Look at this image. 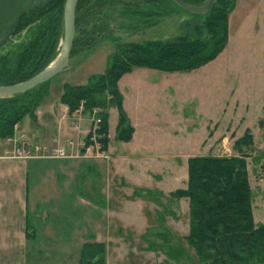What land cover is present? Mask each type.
I'll use <instances>...</instances> for the list:
<instances>
[{
    "label": "rangeland",
    "instance_id": "obj_1",
    "mask_svg": "<svg viewBox=\"0 0 264 264\" xmlns=\"http://www.w3.org/2000/svg\"><path fill=\"white\" fill-rule=\"evenodd\" d=\"M128 1L132 3L118 4L117 0H98L99 3L97 0L90 1L88 6L106 3L94 22L97 26L113 29L109 35L111 37L99 36L102 41L92 46L73 44L74 52H71L67 67L48 85L49 94L38 108L40 110L45 104V110L41 114H45L51 103H56L55 99L63 94L65 84H87L92 76L105 73L116 42L185 41L194 39L203 30L202 18H195L189 11L180 10V5L175 0L178 6L171 3L175 12H167L152 20L148 18L155 14L151 4L136 6L133 4L135 0ZM37 23L34 22L14 34L0 50V65L30 42ZM250 30L253 32L244 27L231 40L229 35L223 51L200 67L167 72L137 66L121 77L118 85L124 89V94L127 91L130 94L127 103L132 108L140 105L138 113L147 114L143 115L145 119L156 117L157 124L152 127L154 131L150 133L149 138L152 139L148 147L135 148L134 145L115 141L112 127L109 143L114 148L109 150V143L104 147L101 141L104 136L97 141L100 145L94 147L92 133L88 131L93 124V110L99 109L101 118L103 112L108 114L109 108L112 107L111 116L117 110L115 103L111 101L116 96L109 90H104L99 95V107L85 111L84 102L81 105L83 108L80 117L81 120L86 119L87 132H83L86 136L83 137L85 144L83 142L80 145H83L82 149H89L90 154L78 157L79 152H73L66 145V156L54 157L52 153L41 156L50 160H64L67 166V172L62 178L66 181L65 191L73 198L76 197L77 201L80 200L78 184L80 181L82 185L85 182L86 194H83L87 198V209L86 217L80 225L84 224L88 242L96 241V235H101L104 231V216L107 217V213L122 214L119 219L113 217L114 225L112 224L116 235L113 239L118 242L113 244L111 256L120 257L117 263L201 264L195 250L185 240L190 231V202L184 197L172 195L173 192L188 187V162L193 157L185 155L186 152L216 157L247 154L254 218L256 214L257 217L260 213L263 215L264 37L257 33L254 40L250 41L249 33H246ZM85 34L76 28L75 39L84 40ZM63 41L64 30L57 57L61 53ZM128 81L139 86L137 91L141 97L135 90L127 88ZM101 103L103 104L100 105ZM195 105L199 107L198 117ZM78 110L75 113L79 114ZM176 111L186 117L185 123L181 124L175 118ZM191 112L194 114L193 118ZM190 134L193 139L183 140L179 146L177 139L180 136L186 139ZM246 134H250L252 143L242 144L240 151L238 141ZM141 136L148 137L147 127L142 130ZM71 141L73 140L69 142ZM141 142L144 143L143 140ZM182 147L183 151L179 153V148ZM185 147L189 150L184 151ZM163 149H166L165 156L162 154ZM55 165L59 163H54L50 172L55 173L52 178L58 180L60 178L55 172ZM58 171L62 172V169L58 168ZM79 175H84L85 179H79ZM99 200L102 202H98ZM113 262L116 263V259Z\"/></svg>",
    "mask_w": 264,
    "mask_h": 264
},
{
    "label": "trees",
    "instance_id": "obj_2",
    "mask_svg": "<svg viewBox=\"0 0 264 264\" xmlns=\"http://www.w3.org/2000/svg\"><path fill=\"white\" fill-rule=\"evenodd\" d=\"M90 1L79 0L76 28L86 34L84 40L76 38L74 45H96L102 41L99 36L106 37L112 34L113 29L108 26H97L94 22L96 15H101L106 3L96 4L94 8L88 6ZM117 1L118 4L132 3L128 0ZM182 1L202 5L208 0ZM65 2L66 0H52L45 6L29 10L20 16L14 34L38 22L36 31L24 48L20 47L16 54L0 65V85L26 81L55 60L63 37ZM144 3L151 4L152 10L155 9L152 11L155 14L148 17L151 20L167 12H175L171 3L177 5L174 0L133 2L136 6ZM234 7L235 0H216L212 10L207 14L190 12L195 18H202L203 27L192 40L128 44L116 42L107 71L92 76L85 85L65 84L60 102L68 107L70 113L78 110L83 102L85 111H91L99 107L97 103L99 100L101 102L100 96L103 91L109 90L114 97L116 96V99L113 98L111 101L119 111L116 137L121 141H130L134 128L123 108V97L118 85L121 77L137 66L167 72L186 71L215 59L228 43L229 16ZM178 8L185 11L182 7ZM89 27L91 28L87 31ZM50 81L25 93L0 98V139L13 137L16 126L27 116L36 122V112L49 94ZM101 127V133L104 135L101 141L106 148L109 143L106 112L102 114ZM250 142L252 143L250 134L243 136L238 141L239 150L241 151L242 144ZM247 158V154L190 158L188 187L172 193L178 198L189 199L190 231L185 240L195 250L201 264H264V223H257L254 218L253 190ZM79 264H106L105 243L98 241L85 243L82 246Z\"/></svg>",
    "mask_w": 264,
    "mask_h": 264
},
{
    "label": "crops",
    "instance_id": "obj_3",
    "mask_svg": "<svg viewBox=\"0 0 264 264\" xmlns=\"http://www.w3.org/2000/svg\"><path fill=\"white\" fill-rule=\"evenodd\" d=\"M50 1L52 0H0V50L13 38L18 20L23 13L45 6ZM244 27L253 30L246 32L249 33L250 41L254 40L257 33L264 37V0H236L229 16V39H233L235 33L240 34ZM75 84L85 85L80 82ZM119 87L123 95V108L125 107L134 132L128 142L117 139L119 111L116 107L114 116H111V107L108 109L109 138L112 127L115 141L134 145L135 148L148 147L152 139L149 138L150 133L154 131L152 127L157 124L156 117L145 119L143 115L147 114L138 113L140 105L132 108L127 103L129 91L124 94L120 84ZM127 88L135 90L137 95L140 94L137 91L139 86L135 83L131 84L128 81ZM60 97L55 99V104L47 106L45 114H41L45 110V104L41 106L37 112L36 122L27 116L16 126L13 137L0 139V264H79L82 246L88 242L84 224L80 225L86 217L87 209L85 182L83 185L81 181L78 184L80 200L77 201L76 197L73 198L65 191L66 181L62 178L67 172V166L64 160L41 157L43 154H51L57 144L65 147L67 145L70 150H74L73 152L78 151V157L90 154L89 149H82L83 145H80L83 142L85 144L83 137L86 136L83 132L86 131V119L81 120L79 114L70 113L68 107L60 102ZM194 107L198 117L199 107L196 105ZM175 114V118L180 120L181 124L185 123L186 117L182 116V113L176 111ZM193 116L191 112V117ZM149 126L151 128H148ZM146 127L148 137H143L142 130ZM188 139L191 141L193 135L190 134L186 139L180 136L177 139L179 146L183 140ZM70 140L79 144L71 147ZM35 146L46 148L41 151L40 157L35 155L37 153L33 149ZM111 147L109 143V150ZM187 150L189 149L185 147L184 151ZM181 151L183 147L179 148V153ZM162 154L167 155L166 149H163ZM185 155L195 157L201 154L186 152ZM95 157L98 158L96 155ZM54 163H59L55 165V172L60 178H57L58 180L53 179L55 173L50 172ZM58 168L62 169V172H59ZM83 176L79 175L78 178L82 180ZM103 201L107 203V200ZM107 214V217L104 216V231L101 235L98 233L95 239L106 245V264H120L117 263L120 257L111 256V248L118 242L113 239L116 236L115 230H112L113 219H119L122 214L117 212ZM255 221L264 223V213L263 215L260 213L259 217L256 214ZM113 259H116V263Z\"/></svg>",
    "mask_w": 264,
    "mask_h": 264
},
{
    "label": "water",
    "instance_id": "obj_4",
    "mask_svg": "<svg viewBox=\"0 0 264 264\" xmlns=\"http://www.w3.org/2000/svg\"><path fill=\"white\" fill-rule=\"evenodd\" d=\"M180 7L192 13L207 14L209 13L216 0H208L202 5H191L180 0H175ZM79 0H66L64 6V41L60 55L46 69L34 77L10 85H0V98L25 93L36 86L44 84L57 77L68 65L74 44L76 33V11Z\"/></svg>",
    "mask_w": 264,
    "mask_h": 264
},
{
    "label": "built area",
    "instance_id": "obj_5",
    "mask_svg": "<svg viewBox=\"0 0 264 264\" xmlns=\"http://www.w3.org/2000/svg\"><path fill=\"white\" fill-rule=\"evenodd\" d=\"M82 106L80 107V110H78L79 115L82 112ZM100 112L99 109L95 108L93 110V124H92V128H90L88 131H90L92 133V140L95 142V148L97 145H100L97 141L100 140L101 137H103L104 135L101 133V126H102V118L99 116ZM81 116V115H80ZM80 120V118H79ZM92 120V119H91ZM87 132V131H86ZM70 146H76L79 144V142H75V141H71L69 142ZM93 147V148H94ZM98 148V147H97ZM37 153L35 155H41V151H44L46 148L45 147H40V146H35L33 148ZM64 153H66V147L59 144L57 145V147L52 151V156L56 157V156H60V155H65ZM59 154V155H58ZM41 156H45V154L41 155ZM66 156V155H65Z\"/></svg>",
    "mask_w": 264,
    "mask_h": 264
}]
</instances>
